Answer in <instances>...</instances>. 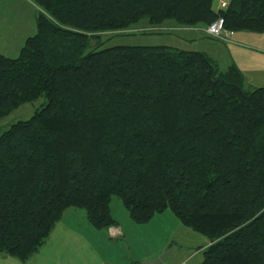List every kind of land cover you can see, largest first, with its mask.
I'll return each instance as SVG.
<instances>
[{
    "label": "trees",
    "instance_id": "obj_1",
    "mask_svg": "<svg viewBox=\"0 0 264 264\" xmlns=\"http://www.w3.org/2000/svg\"><path fill=\"white\" fill-rule=\"evenodd\" d=\"M214 1L36 0L37 33L0 51V118L45 98L0 133V252L30 258L71 207L116 225L117 197L208 237L201 264H264V86L206 51L93 42L142 21L264 31V0Z\"/></svg>",
    "mask_w": 264,
    "mask_h": 264
},
{
    "label": "rangeland",
    "instance_id": "obj_2",
    "mask_svg": "<svg viewBox=\"0 0 264 264\" xmlns=\"http://www.w3.org/2000/svg\"><path fill=\"white\" fill-rule=\"evenodd\" d=\"M221 1L222 0H215L214 4L217 7H221ZM40 12L41 9L36 4V0H0V17L7 16L10 18L12 22L10 33L13 38V40H2V42H0V50H3L10 55H18L26 39L37 33V17ZM146 24L147 21H142L140 24L136 25L137 27L135 28H129L122 31L103 32L100 35L93 37V42L102 43L104 41L107 45L118 43L169 44L185 48H189L188 45L194 42L189 41L188 39L183 40L180 29L176 30L177 32L165 31L166 29L164 31L156 32L157 29ZM239 32L261 36L260 38L262 42L257 40L256 42H253L251 46L256 48V50H264V31L254 32L240 30ZM201 44V42L198 43L199 47ZM254 61L257 66L262 65L260 59L257 60L254 58ZM44 101L45 98L41 97L38 101L24 103L7 116L0 118V133L14 122L20 119L30 118L38 109L45 105L43 104ZM112 204L116 213H118L117 215H120L123 209L126 212L128 210L123 202L117 197L113 199ZM163 212L164 214L155 221V224L157 225H155V227L153 226V230L160 232L164 237L169 236L172 232L173 241L171 242V246L166 249L175 250L164 264H201L203 260L202 246L208 241V237L195 231L191 227L180 223V219L171 208H167ZM167 214H172L175 219L173 217L170 219L169 215L166 218ZM177 222L180 223V227L177 226ZM161 239V237L155 238V242L152 243V245H156L159 248L161 245L165 244L166 242H163ZM81 240L82 239L78 242L81 243ZM86 242L88 243V246L85 247V249H81V244L79 245V248L74 249V257H76V261H79L78 264H85L84 262H80L82 260L86 261L85 259L88 261L87 264H106L104 261L108 262V264H123L124 257L127 254L131 255L133 259H138L140 253L143 254L147 251L143 244L140 246L136 242L124 243L125 240L123 237H115L114 239L108 238L107 242L99 241L101 243L99 246L101 249L94 248L92 244L89 245V239H87ZM123 244H125V246H122ZM177 247H179V250H177ZM145 259H142L141 262Z\"/></svg>",
    "mask_w": 264,
    "mask_h": 264
},
{
    "label": "crops",
    "instance_id": "obj_3",
    "mask_svg": "<svg viewBox=\"0 0 264 264\" xmlns=\"http://www.w3.org/2000/svg\"><path fill=\"white\" fill-rule=\"evenodd\" d=\"M224 1L226 2L224 6L221 4V7H216L224 8L230 0ZM11 27L12 22L10 18L7 16L0 17V42L6 39L13 40L10 33ZM205 27L180 28L183 40L188 39L189 41H194L188 45L189 48H183L206 51L214 58L220 60L232 59L243 71L247 87L264 86V50H256V48L251 46L257 40L262 42L261 36L234 31L229 34L230 40L224 41L209 35L204 30ZM199 42L202 43L200 47L198 45ZM0 51L5 52L3 50ZM5 54L8 56H17L10 55L6 52ZM254 58L257 60L260 59L262 65L257 66ZM112 211L118 223L109 228L98 229L89 222L85 209L68 208L64 212L61 220L55 225L47 241L35 254L26 260H21L15 256L0 252V264H78L79 261H76V257H74V249L79 248L80 244L81 249H85L88 246L87 239H89V245L92 244L97 249H101L99 247L101 244L99 241L107 242L108 238L114 239L115 237H123L125 240L124 243L136 242L140 246L141 244L145 246L147 251L143 254L140 253L138 259H133L131 255L127 254L124 257L123 264H131L133 260L141 261L145 258L155 257L171 246V242L173 241L172 232L169 236L164 237L160 232L153 230L155 225H157L155 221L164 212L156 214L147 223H137L132 219L128 210L126 212L123 209L122 213L117 215L118 213H116L112 204ZM168 215L170 219L172 217L174 218L172 214H167L166 218ZM180 223L177 222L178 227H180ZM159 237L166 243L158 248L156 245H152V243L155 242V238ZM80 239H82L81 243L78 242ZM209 242V240L206 241L204 245L209 244ZM122 246H125V244ZM177 250H179V247H177ZM85 260L80 262L87 264L88 261L87 259ZM104 262L108 264V262Z\"/></svg>",
    "mask_w": 264,
    "mask_h": 264
},
{
    "label": "built area",
    "instance_id": "obj_4",
    "mask_svg": "<svg viewBox=\"0 0 264 264\" xmlns=\"http://www.w3.org/2000/svg\"><path fill=\"white\" fill-rule=\"evenodd\" d=\"M222 6L226 4L224 0L221 1ZM204 30L211 36L215 38H220L225 41L230 40L229 39V34L232 33L233 31L228 30L225 25H224V20L223 18H218L216 21L213 23L207 25Z\"/></svg>",
    "mask_w": 264,
    "mask_h": 264
},
{
    "label": "water",
    "instance_id": "obj_5",
    "mask_svg": "<svg viewBox=\"0 0 264 264\" xmlns=\"http://www.w3.org/2000/svg\"><path fill=\"white\" fill-rule=\"evenodd\" d=\"M174 251L175 250L173 249H166L155 257L143 260L142 264H164L171 257Z\"/></svg>",
    "mask_w": 264,
    "mask_h": 264
}]
</instances>
